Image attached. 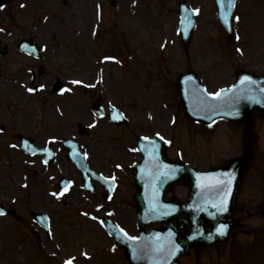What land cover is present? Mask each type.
Wrapping results in <instances>:
<instances>
[{"label":"rangeland","instance_id":"374dc122","mask_svg":"<svg viewBox=\"0 0 264 264\" xmlns=\"http://www.w3.org/2000/svg\"><path fill=\"white\" fill-rule=\"evenodd\" d=\"M186 1L197 12L187 49L177 33L178 0H22L25 10L6 11L0 34L9 47L0 58V125L5 129L0 135V205L14 209L20 221L0 218V264H126L98 221L108 215L128 235L137 234L131 175L139 161L134 150L139 136H162L168 158L198 170L241 153V125L218 122L207 128L185 118L176 79L192 70L215 92L233 82L239 70L264 73V0H236L231 45L217 24L212 0ZM22 38L45 48L39 61L17 52ZM110 57L120 66L103 63ZM38 65L45 73L31 84ZM56 78L70 91L51 97ZM29 88L35 95L25 94ZM96 100L121 109L126 125L94 118L90 107ZM78 122L90 128V139L77 136ZM258 123L259 142L234 210L235 231L242 235L232 247L189 252L177 264H264V234L259 233L264 228L259 219L264 215V126ZM16 134L32 138L38 147L50 144L57 153L54 163L46 168L37 158L27 159L17 148ZM72 137L93 171L116 179L110 201L98 187L93 194L82 190L80 174L59 145ZM61 177L73 186L54 196L61 193ZM187 192L185 184L174 185L166 198L183 200ZM31 213L48 216L52 239L32 223Z\"/></svg>","mask_w":264,"mask_h":264},{"label":"water","instance_id":"95a60500","mask_svg":"<svg viewBox=\"0 0 264 264\" xmlns=\"http://www.w3.org/2000/svg\"><path fill=\"white\" fill-rule=\"evenodd\" d=\"M215 1L219 11L220 26L230 39L232 30L230 18L234 0ZM180 16L181 42L187 46L190 42L193 23L190 11L186 10L184 4L180 7ZM24 49L26 48L22 50ZM4 53L5 48L0 47V54ZM244 77H249L253 83H242ZM178 86H180L182 107L190 119L203 124L211 123L219 118L246 123L243 154L240 158L233 159L209 173H197L194 168L180 162L170 163L165 160L162 152H158V149L155 150L152 146L155 143L153 140L140 141L138 149L144 159L138 167H135L134 175L135 215L140 237L139 239L125 238L115 225L104 222L107 230L115 238L116 246L124 250L129 264H166L164 256H168V253L172 251L170 247L176 249L172 251V257H178L191 247L196 249L229 241L235 193L247 167L254 143V137L251 134L252 117L255 113L264 115V76L255 77L248 73H240L234 85L228 90L221 91L220 97L207 95L192 74L190 77H180ZM99 106L96 109L100 111ZM77 154L75 150L74 152L71 150L69 157L76 160L80 167L82 161ZM226 174H232L231 181L238 177L234 184L230 185V192L226 187L216 183L217 179H225ZM182 179L190 188V195L186 202L177 206L163 204L161 196L165 188ZM164 181L165 184H163ZM208 189L213 191L209 193ZM225 193H227V210L219 212L213 205L218 204ZM179 215H183L184 218L180 220ZM39 222L42 223V220ZM153 222L160 223L161 228L145 233L143 227ZM221 225L227 226L224 235H220L217 231ZM172 243L177 246L175 247ZM138 251H140L139 258L136 257Z\"/></svg>","mask_w":264,"mask_h":264},{"label":"snow or ice","instance_id":"6c2138e0","mask_svg":"<svg viewBox=\"0 0 264 264\" xmlns=\"http://www.w3.org/2000/svg\"><path fill=\"white\" fill-rule=\"evenodd\" d=\"M236 19L238 20L239 17H236ZM238 38V37H237ZM106 59H112V58H106ZM243 82H249V83H253V81L250 80L249 77H244L243 80H242V83ZM72 83L74 84H78L80 83V81H72ZM29 92H32L34 91V89H31L29 88L28 89ZM66 91H70V89H66ZM223 91V90H221ZM216 97H220L221 96V92H217L214 94ZM113 120H117V119H120L122 118L121 116H118L115 114V112L113 113L112 117H111ZM145 139H147V137H145ZM161 139H163V137H161ZM44 151L47 152V149H45ZM45 163H47V161H45ZM231 177H232V174H226V178L223 179V180H220V179H217L216 180V183L218 185H221L222 187H226L228 189V192H230L231 188H230V185H231ZM103 179V178H102ZM114 179V178H113ZM65 191H67V185L65 186ZM64 193L61 192L59 194L57 193H53L52 195L54 196H58V195H63ZM213 207H215L217 209V211L219 212H224L227 210V193L224 194V197L219 201L218 204H214ZM4 213L2 211H0V215H3ZM92 219H96V217H92ZM101 223H104L103 221H101ZM226 225H221L220 228L217 229L218 233L220 235H224L225 234V229H226ZM123 231V230H121ZM126 235V233H125ZM130 239H135L134 237H130ZM209 239H211V237H209ZM178 250V249H177ZM74 259V258H73ZM66 264H73V261L72 260H68L66 261Z\"/></svg>","mask_w":264,"mask_h":264},{"label":"flooded vegetation","instance_id":"af4514ba","mask_svg":"<svg viewBox=\"0 0 264 264\" xmlns=\"http://www.w3.org/2000/svg\"><path fill=\"white\" fill-rule=\"evenodd\" d=\"M0 11H2V12H0L1 13V15H0V32H1V30L3 29L2 24L4 25V17H5L4 12H5V10L2 9Z\"/></svg>","mask_w":264,"mask_h":264}]
</instances>
